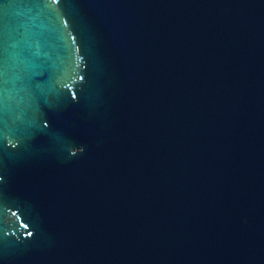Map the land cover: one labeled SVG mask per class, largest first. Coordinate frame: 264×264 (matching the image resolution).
Masks as SVG:
<instances>
[{
  "label": "water",
  "instance_id": "95a60500",
  "mask_svg": "<svg viewBox=\"0 0 264 264\" xmlns=\"http://www.w3.org/2000/svg\"><path fill=\"white\" fill-rule=\"evenodd\" d=\"M0 264H264V0H0Z\"/></svg>",
  "mask_w": 264,
  "mask_h": 264
}]
</instances>
